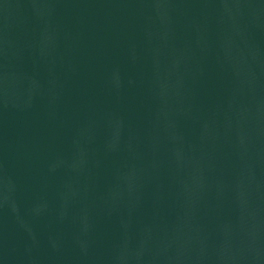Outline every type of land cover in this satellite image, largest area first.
I'll return each mask as SVG.
<instances>
[{"label": "water", "instance_id": "water-1", "mask_svg": "<svg viewBox=\"0 0 264 264\" xmlns=\"http://www.w3.org/2000/svg\"><path fill=\"white\" fill-rule=\"evenodd\" d=\"M0 264H264V0H0Z\"/></svg>", "mask_w": 264, "mask_h": 264}]
</instances>
